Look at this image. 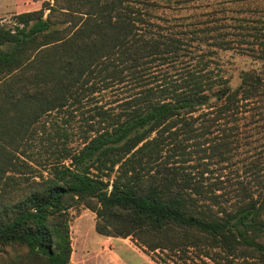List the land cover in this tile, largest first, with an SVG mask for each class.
I'll list each match as a JSON object with an SVG mask.
<instances>
[{
	"label": "trees",
	"instance_id": "obj_1",
	"mask_svg": "<svg viewBox=\"0 0 264 264\" xmlns=\"http://www.w3.org/2000/svg\"><path fill=\"white\" fill-rule=\"evenodd\" d=\"M205 3L182 36L158 32L155 10L204 0H45L0 18V264H73L81 205L147 252L264 264V0ZM218 49L252 58L236 84Z\"/></svg>",
	"mask_w": 264,
	"mask_h": 264
},
{
	"label": "rangeland",
	"instance_id": "obj_2",
	"mask_svg": "<svg viewBox=\"0 0 264 264\" xmlns=\"http://www.w3.org/2000/svg\"><path fill=\"white\" fill-rule=\"evenodd\" d=\"M45 0H0V18L3 23L10 24L13 15L16 13L28 11L36 7L40 8ZM48 1V0H47ZM52 1V0H50ZM215 1V0H214ZM202 8H186L179 5L178 8L159 7L155 10V28L158 32H179L176 35L182 36V31L188 27L191 21L197 19L204 20L206 15L199 17L191 16L193 12H205L209 8L205 3ZM249 0H235V5L243 6L248 4ZM161 26V27H159ZM212 59L216 60L227 69V75L232 76V82L236 84L239 81L238 73L241 69L252 66V58L246 54L236 51H221L213 54ZM187 63V57L171 58L166 61H156L149 70V76L152 82L161 83L165 75L167 77H177L181 74L184 65ZM215 65V63H212ZM130 89L125 86L115 87L103 95H100V102L105 105H116L125 96L130 94ZM68 113H58L57 119L60 124ZM77 115L71 120V132H78L69 141L72 147H81L82 138L79 136L80 121ZM166 153V152H165ZM194 161H191V164ZM97 217L96 213L88 207L70 209V225L72 237V262L73 264H216L209 259H200L192 253L189 258L175 259L169 258L163 253L147 252L141 245L136 243L131 237H111L98 233L96 231ZM192 256V257H191Z\"/></svg>",
	"mask_w": 264,
	"mask_h": 264
},
{
	"label": "crops",
	"instance_id": "obj_3",
	"mask_svg": "<svg viewBox=\"0 0 264 264\" xmlns=\"http://www.w3.org/2000/svg\"><path fill=\"white\" fill-rule=\"evenodd\" d=\"M34 9H38V7L34 8ZM34 9H30V10H34ZM29 11V10H28ZM1 16V15H0Z\"/></svg>",
	"mask_w": 264,
	"mask_h": 264
}]
</instances>
